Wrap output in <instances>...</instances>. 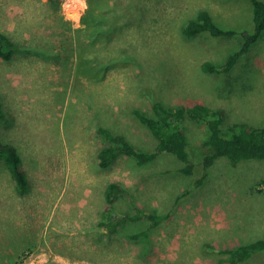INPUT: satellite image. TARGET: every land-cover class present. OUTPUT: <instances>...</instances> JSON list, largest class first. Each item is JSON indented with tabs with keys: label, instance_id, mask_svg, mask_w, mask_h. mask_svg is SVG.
I'll use <instances>...</instances> for the list:
<instances>
[{
	"label": "rangeland",
	"instance_id": "rangeland-1",
	"mask_svg": "<svg viewBox=\"0 0 264 264\" xmlns=\"http://www.w3.org/2000/svg\"><path fill=\"white\" fill-rule=\"evenodd\" d=\"M0 0V34L16 48L0 57V140L22 159L23 194L0 161V264H214L216 249L264 237V160L232 166L222 157L199 166L207 126L184 128L196 164L162 153L139 166L120 156L108 168L99 152L112 145L107 127L144 151L156 145L133 110L151 113L142 89L157 90L172 107L202 105L219 112L222 131L264 126V36L228 72L220 68L253 30L248 0ZM208 11L236 35L188 37L184 28ZM112 182L129 196L113 210L168 214L149 241L132 234L150 223H125L115 233L105 221ZM244 264H264V253Z\"/></svg>",
	"mask_w": 264,
	"mask_h": 264
},
{
	"label": "trees",
	"instance_id": "trees-1",
	"mask_svg": "<svg viewBox=\"0 0 264 264\" xmlns=\"http://www.w3.org/2000/svg\"><path fill=\"white\" fill-rule=\"evenodd\" d=\"M92 0L88 1L89 6ZM251 3L252 31L242 33L243 44L241 48L233 53L225 67L220 68L210 62L202 65L206 72H228L238 60L248 53L250 49L264 36V0H248ZM208 33L215 38H227L236 35L234 30L221 28L208 11H202L198 18L189 22L184 28V34L195 37L199 34ZM10 48H16L5 36L0 34V57L9 60L12 57ZM143 95L149 100L151 113H144L140 109L133 110V114L139 122L145 126L155 140V147L144 151L135 147L123 134L117 133L107 127H99V132L107 142L112 143L99 152V165L108 168L120 156L128 157L139 166L147 165L155 161L162 153L174 155L184 164L180 170L185 175L195 173L196 164L189 150V141L184 125L187 120L200 121L208 128V137L202 143L205 152L199 154V166L205 171L203 176L195 181L194 188L199 187L206 178L208 170L222 157L229 160L232 166H237L246 160H264V126L251 128L245 125H234L227 133L222 131L223 118L219 112L210 110L202 105L189 107H172L166 105L158 96L157 90L153 88L142 89ZM5 113L0 101V120L4 119ZM0 161H4L16 181L21 193L29 188L27 174L23 168L22 159L17 149L0 140ZM129 196L125 186L119 182L110 183L105 192L107 203L105 221L101 225L107 228L108 233H115L125 223L149 222L147 230L132 234L130 238L134 241H149L150 231L157 228L162 222L169 219L168 214L146 213L137 206L135 212L127 214L122 219H116L113 210L119 199ZM264 251V237L251 242L238 245L232 249L219 252L226 256L221 261L229 264H240L257 253Z\"/></svg>",
	"mask_w": 264,
	"mask_h": 264
},
{
	"label": "crops",
	"instance_id": "crops-1",
	"mask_svg": "<svg viewBox=\"0 0 264 264\" xmlns=\"http://www.w3.org/2000/svg\"><path fill=\"white\" fill-rule=\"evenodd\" d=\"M243 244H245V243H243ZM238 245H241V244H238ZM238 245H236V246H238ZM234 247H235V246H233V247H225V248H222V249L219 248V247L215 248V249H216V253H215V254H216V260H215L214 264H229V263L226 262V261H221V260L225 259L226 256H222V255H220L219 252H221V251H225V250H228V249H232V248H234ZM261 253H264V251L255 254V255L252 256L250 259H248L247 261H245V262H243V263H240V264L248 263L249 261L253 260L255 257H257L258 255H260ZM212 264H213V263H212Z\"/></svg>",
	"mask_w": 264,
	"mask_h": 264
}]
</instances>
